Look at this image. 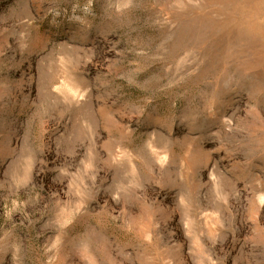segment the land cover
Masks as SVG:
<instances>
[{"label": "rangeland", "instance_id": "374dc122", "mask_svg": "<svg viewBox=\"0 0 264 264\" xmlns=\"http://www.w3.org/2000/svg\"><path fill=\"white\" fill-rule=\"evenodd\" d=\"M0 264H264V0H0Z\"/></svg>", "mask_w": 264, "mask_h": 264}]
</instances>
